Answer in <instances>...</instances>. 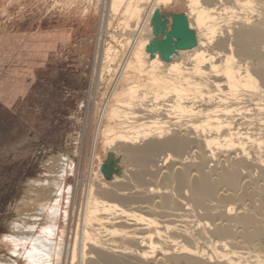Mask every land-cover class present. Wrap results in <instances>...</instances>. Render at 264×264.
Returning a JSON list of instances; mask_svg holds the SVG:
<instances>
[{
    "label": "bare ground",
    "instance_id": "6f19581e",
    "mask_svg": "<svg viewBox=\"0 0 264 264\" xmlns=\"http://www.w3.org/2000/svg\"><path fill=\"white\" fill-rule=\"evenodd\" d=\"M52 1L69 13L81 0ZM102 2L131 35L112 34L120 46L107 42L103 9L82 148L85 161L91 154L90 181L73 235L63 176L69 163L80 165L51 151L4 220L0 264H264V0ZM174 3L184 6L197 44L165 61L146 47L159 36L155 12ZM15 143L20 160L25 146ZM78 147L76 138L74 155ZM120 147L131 158L153 155L146 186L119 187L129 180ZM104 162L114 166L110 179Z\"/></svg>",
    "mask_w": 264,
    "mask_h": 264
},
{
    "label": "rangeland",
    "instance_id": "374dc122",
    "mask_svg": "<svg viewBox=\"0 0 264 264\" xmlns=\"http://www.w3.org/2000/svg\"><path fill=\"white\" fill-rule=\"evenodd\" d=\"M102 1L81 0L76 12L67 13L54 7L52 0H0V243L6 235L4 220H11L14 210L19 209L15 203L23 194V183L27 178L41 173L40 161L51 151H67L70 159H74L77 166L80 165L77 170L76 167L72 169L69 163L71 170L69 168L63 176L72 197L71 208L74 205L70 223L72 226L68 229L70 236L73 235L90 181L91 154H87L85 161L86 150L82 148L89 141V131L85 130L87 98L96 47L102 41L99 40L101 32L105 30L100 28L102 17L106 15L104 18L111 20L108 27L110 34L105 35L107 42L112 41L120 46L111 37L112 34L119 39L123 38L121 36L125 39L131 35L129 29L124 31L120 14L109 11L108 15ZM86 7L88 12L82 16L81 11ZM157 10H161L163 16L167 17L172 13H183L184 6L174 3ZM102 26L106 28L105 23ZM128 46L127 44L123 50H128ZM37 137H40L39 140ZM76 138L79 147L78 153L74 155ZM14 143L17 148L25 146L23 150L20 149L25 152V157L20 160L14 155ZM5 147L8 149H4ZM121 147L120 149L125 146ZM122 150L118 152L121 154ZM124 151L126 150H123L125 157L121 154L124 158L117 160L122 163L125 159V168L128 166L126 176L129 180L123 183L125 186L121 184L119 187L129 191L128 187L134 188L136 184H139L137 187L146 186L150 177L147 166L150 162L153 163V155H145V161L143 155L131 158ZM136 159L141 165L145 162L146 168H143L144 164L140 166L139 163H134ZM159 170L153 172L154 176L157 175L156 179L153 178L155 185L163 182L165 171ZM134 177L136 178L133 179ZM100 189L97 190L99 196L105 197L103 189L106 188ZM100 193H104V196ZM125 196L127 194L123 197ZM46 201L49 202V199ZM54 212L56 213V207ZM2 253L5 252L0 250V256Z\"/></svg>",
    "mask_w": 264,
    "mask_h": 264
},
{
    "label": "water",
    "instance_id": "95a60500",
    "mask_svg": "<svg viewBox=\"0 0 264 264\" xmlns=\"http://www.w3.org/2000/svg\"><path fill=\"white\" fill-rule=\"evenodd\" d=\"M171 18L172 24L169 27V19L164 17L160 10L155 12L153 24L154 30L159 36L151 39L146 47L151 57L159 52L165 61H170L173 53L176 54L181 49L192 48L197 44L196 32L190 28L186 14L172 13ZM101 169L107 179H110L114 174L112 170L114 166L110 162H104Z\"/></svg>",
    "mask_w": 264,
    "mask_h": 264
}]
</instances>
